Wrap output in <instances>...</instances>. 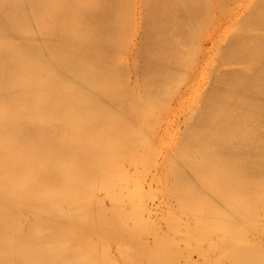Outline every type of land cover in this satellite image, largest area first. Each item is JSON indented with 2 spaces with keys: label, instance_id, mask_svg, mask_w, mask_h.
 I'll return each mask as SVG.
<instances>
[{
  "label": "bare ground",
  "instance_id": "6f19581e",
  "mask_svg": "<svg viewBox=\"0 0 264 264\" xmlns=\"http://www.w3.org/2000/svg\"><path fill=\"white\" fill-rule=\"evenodd\" d=\"M247 1L249 0L240 1V6L244 7ZM257 1V5L256 2L255 5H253L254 2L250 5L255 6L251 9L255 8L253 18L248 15L250 17L248 19L242 15L238 19L232 7L230 8L233 10H229V15L225 17H222L226 14L225 11L224 14L221 11L222 16H215L212 13L213 7L218 6L217 11L224 10L222 7L232 3L231 1L229 4V0L227 2L220 0L222 5L218 4V0H0V264H118L108 253L109 240L123 238L129 221L134 222L137 227L146 226L145 215H143L145 206L142 200V196H145L147 192L146 189L142 196L137 194L140 191L133 192L131 197L128 196V203L133 206V212L128 217L122 214L125 210L122 197L125 196L126 188L129 189L127 170H124L127 168H123L122 158L128 161L129 156L125 155L132 156L134 152L131 153V148L138 143L142 144L141 141L137 142L142 135L140 136L138 129H133V126L137 125L142 134L151 129L148 134H154L150 138L156 135L155 131L160 128L153 129V127L158 125L160 127L163 121H167L163 120L164 117L172 113L171 110L161 122L160 115L162 117L168 107L170 108L169 104L173 96L176 98L174 94L177 88L185 84L187 92L193 89V79L197 75L198 66L209 49L214 47L213 38L224 25L226 27L230 23L241 25V20L245 17L244 20L246 18L248 20V22L245 21L247 29L243 20L244 25L242 27L239 25L240 28L237 26L241 29L240 32L250 29L251 24L254 27L258 25L260 30L264 31V0ZM225 9L227 12V8ZM248 9L250 11V8ZM235 16L238 19L236 21ZM249 21L250 25H248ZM235 32L234 30L232 35H228L233 37ZM229 36L225 41L229 39ZM249 38H251L250 45L248 35L244 38L242 36L234 38V43L239 46H237L239 53L235 58L237 62L235 59L232 60L231 55L230 57L238 66L230 68L232 63L228 69L223 68L225 70L221 74L218 73L219 77L220 75L226 78L233 77L227 80L230 84L232 80H235L236 84L242 85L237 89L231 86V89L228 87L229 82L225 81L227 84L222 85L226 86H222L219 79H213L212 76L218 77V74L216 75L213 70L209 71L210 63L208 72L212 71L210 73V76L213 74L212 80L218 81L220 83L218 85L222 88H218L214 93L210 91L211 94L210 92L209 94L212 97L208 94L209 98L205 95L207 92L205 93L204 87L201 90V96L204 95L206 101L204 103L203 97H200L201 101L199 99L198 103L200 102V105L201 102L202 105L204 103L205 107L203 105L204 108L201 110L196 109L195 114L189 109L194 116H189V111L185 115L188 118L184 117L181 120L183 124V120L188 119V129L190 127L192 131L197 129L199 133L197 130L191 133L190 130L187 148L186 142L185 144L182 142V146L183 144L185 146V149H182L183 155L180 151L181 145L172 150L173 156H176L175 149L181 153L182 156H179L182 157L181 161L178 156L175 157L176 159L178 157L180 162L176 159V161L172 160L173 156L170 154L173 153L169 150L171 153L167 156L161 153L164 157L162 161H168L172 168L171 163L178 162L177 167L172 163L176 168L175 171L170 167L171 171L169 165L164 162L168 165L164 167L169 168L171 174L174 171L173 176H168L177 177L175 185L173 184L175 188L164 189V191L175 190L171 194H176L179 198L173 196L175 198L173 199L171 194L170 197L177 200V203L180 200L179 204L183 205V201L187 203L183 205L188 206L187 211L181 210L182 205L178 207L176 205V208L174 206L173 208L177 210L180 208L179 213L186 214V218L191 216L190 223L191 218L196 222V230H194L196 233L192 236L198 238L197 251L202 247L199 244L209 241L208 246L214 243L213 248L216 246L218 253L223 251L222 255L225 254L222 260L216 253L220 259L215 256L210 262V258L206 256L205 259V255L200 252L206 264H264V240H262L264 230L259 231L262 227L264 228V225L262 224L261 227V221H258L259 216H262L260 212L262 208L259 207L260 211H258V214L259 212L261 214H256L259 209L258 204L264 205V33L256 32ZM231 40L229 39L233 43ZM207 43L209 47L205 45ZM221 44L219 47L229 46V42ZM228 46L221 47L217 53L214 51L216 54L218 52L225 54L223 51ZM235 49L231 53L235 54ZM193 50L194 56H191ZM190 57H193V60L189 59ZM215 57L222 60L221 55ZM207 61L209 62V59ZM182 63V69L185 68V70L187 65L191 64L190 70L180 72L182 77H185L179 78V73L178 76H174L181 85L176 83L175 93H173L174 90H170L171 94H167L169 83L168 88L165 86L166 92H161L163 86L171 79L172 72L174 73V70ZM217 64H220L219 60ZM241 65L244 66L239 67ZM216 67L213 69L218 71L219 68ZM240 78L243 82L237 83L241 80ZM248 79L251 81L247 84L245 81H249ZM173 80L170 81V85L175 84ZM146 84L149 89L145 90L148 91L149 96L145 95L152 98H148L143 94L145 92L140 93L138 90ZM214 84L217 85V82ZM142 90L144 91V88ZM160 92L166 94V97L162 95L161 99L158 98L155 101L153 97L158 96L156 94ZM142 94L144 98H148L147 102V99L143 98L146 105L140 98ZM177 98L180 101L182 94ZM162 99L167 101L168 106L166 105L165 110L166 102L159 103L161 107L159 109L162 112L159 109L157 111L156 108L157 115L159 114V117H156L155 112H152L155 109L152 107ZM194 101L197 100L194 99ZM186 102L190 101L186 100ZM161 104H164V107ZM186 104L185 106H192L188 105L189 103ZM142 105L145 108L143 113L140 111L143 109H140ZM193 106L200 107L194 104ZM142 114L154 115L156 120L153 116L152 121L155 120L157 121L155 123L160 122V124L154 123L156 126H149L152 124L151 116L149 120L147 117V120H144L145 116ZM142 120L149 122L148 128H143L147 125L144 122H141L140 126L137 124ZM177 120H179L178 117ZM177 120L175 127L179 124ZM183 131L181 130L182 133ZM170 133L168 138L170 136L176 138ZM182 133L177 135L183 138ZM155 137L154 140H156ZM148 141L153 145L154 141L151 142L149 139ZM159 147L156 148L160 153ZM156 148L153 155L158 153ZM155 162L154 166L153 164L151 166L152 169L157 166ZM159 163L162 166L160 169L164 170L163 162ZM131 166L133 167L134 164ZM160 169L158 168L159 172H161ZM169 171L166 170L167 173L163 171L165 175L161 172L160 175L164 176L162 181H165V176L170 174ZM131 172L132 170L128 171L130 174ZM135 174L138 176L137 173ZM157 175L160 178L159 173ZM156 179L160 180L155 177V181ZM169 179H166V183L167 181L171 183L172 179ZM146 181L145 186H147ZM158 183H162L161 180ZM164 186L169 187L166 184ZM160 187L157 189L159 190ZM162 190L163 188L159 191ZM164 193V195L162 192L160 194L167 201L169 196H165L168 192ZM160 194L158 198L162 196ZM101 197L110 200L113 206L111 211H101L102 203H104ZM163 199L160 201H165ZM259 200L262 202L260 203ZM166 201L164 203H167ZM128 203L126 207L130 206ZM165 207L160 210V213H164L161 211H165ZM169 209L166 208V213L163 214H166L164 221L161 220L167 227L173 224L172 220L167 222L172 215L182 217L178 213V215L175 213L170 216L173 211L171 209V212H168ZM174 212L177 211L174 210ZM253 215H256L255 219ZM180 218L174 223L179 220L183 223L184 219ZM260 218L263 220L264 217ZM251 219L257 220L260 225ZM154 221L158 220L154 219ZM187 223L188 221L185 220L183 227L188 228L190 223ZM159 226L161 227L159 223H155L154 226H150L152 229L150 227L148 229L152 230L150 234L154 233L152 235L154 237L151 236L154 240L163 237L162 233L160 236L157 235L158 230L153 232V227L159 229ZM182 229L179 230L180 233L186 234L187 229L185 233ZM166 231L168 230L163 231L165 237L167 236L165 233L169 234V231ZM179 231L177 237L180 235ZM252 231L262 237L257 238L259 242L255 239V244L249 238L250 234L252 236ZM188 234L181 237H189ZM211 235H215V239L220 236L221 241L217 239L221 242L220 245L218 242L219 246L217 242H214L215 239H212L210 244L213 238ZM139 236L142 239L141 234ZM155 236L158 238L156 239ZM172 237L173 235L168 238ZM164 239V241L162 239L160 242L156 241L160 244L153 246L154 252L152 246H149L152 250H149L151 255H144L145 253L141 255L139 251H136L139 249V244H145V242L139 243L138 240H129L120 248H117L118 245L115 246L121 252L119 256L123 259V264H181L182 259L178 252H176L177 256L174 253L176 251L174 244H179V240H175L174 243ZM97 240L101 246L95 243H99ZM156 242L154 241L153 244ZM257 242L262 243L258 245ZM117 250V254H120ZM210 251L213 252V250ZM181 253L183 255V252ZM215 258L219 262H216Z\"/></svg>",
  "mask_w": 264,
  "mask_h": 264
},
{
  "label": "rangeland",
  "instance_id": "374dc122",
  "mask_svg": "<svg viewBox=\"0 0 264 264\" xmlns=\"http://www.w3.org/2000/svg\"><path fill=\"white\" fill-rule=\"evenodd\" d=\"M219 1H220V0H218V2H219ZM221 1H222V0H221ZM224 1H225V0H224ZM231 1H232V3H231ZM231 1L229 0V2H228L229 4L231 3L230 5H227V7H222V8H224V10L221 9V10L217 11L218 6H217V7H213V6H211V7H213V8H211V9H213V10H212L213 15H215V16H216V15H218V16H222V15L224 14V11H225L226 14L222 16V17H225L227 14L229 15V12H230L229 10H233V9H234V13H235V15L238 16V17H237L238 19L241 18L242 15L245 16V17H247L248 19H249L251 16H252L251 18H253L254 14H255V11H254L255 8H254V10H251V9H252V6L255 5V2H256V5L258 4V3H257V2H258L257 0H256V1H253L254 3H253L251 0L247 1V2L244 4V7L240 6V4H241L240 1L243 2V1H245V0H231ZM226 2H227V0H226ZM226 2H224V3H225V4H228V3H226ZM252 3H253V5L250 6ZM218 4L222 5L220 2H219ZM223 5H224V4H223ZM231 5H232V6H231ZM224 6H226V5H224ZM219 7H221V6H219ZM230 7H232L233 9L230 8ZM253 7H255V6H253ZM225 8H227V12L229 11L228 13L226 12V9H225ZM248 8H250V11H248V10H249ZM219 9H220V8H219ZM221 11L223 12V14L221 13ZM252 11H253V14H252ZM218 12H219V14H218ZM247 12H249V13L247 14ZM210 13H211V12H210ZM216 13H217V14H216ZM245 13H246L247 15H245ZM250 13H251L252 15H251ZM221 14H222V15H221ZM248 15H249L250 17H248ZM245 17H244V19H245ZM234 18H235V21L238 20V19L236 18V16H235ZM247 18H246V20H247ZM242 19H243V18H242ZM244 19H243V20H244ZM240 20H241V19H240ZM243 20H241V22H242L243 24L239 21V22L241 23V25H240V24L236 25L235 23H234V25H233V23H232V24L230 23L231 26L233 25L232 27L230 26V29L228 28L230 24H229L227 27L224 25L223 28H221V29L216 33L217 35L214 36V38H213L214 41H212V42H214V47H213L212 49H211V48L209 49V52H208V53L206 54V56L204 57V60L202 59V61L200 62L199 66H198V72H197V75H196V77H194L195 80L193 79V83H194V87H193V89H190V90H188V92H187V89H185V88H186L185 84H184V85H183V84L181 85V84L178 82L179 80L176 81L177 78H175L176 76H178V73H179V78H181V77H182V75H181L182 73L187 72L188 70H190V69H189V67H190L189 65H190L192 62L189 63V65H187V70H185V68L182 69V67H183V63H182V64L179 65L180 69H179V67L176 69V70H178V71L174 70V73L172 72V75H173V74H174V75H173V76L171 75V79L168 81V83H166V84L163 86L164 89L162 88L160 91L165 93L166 90H167V88H168V84H169V83L171 84L172 80L175 79V80H173V82H175V84H172V85L169 84V89L167 90V91H169V92H168L167 94L170 93V90H174L173 93H175V88H177L176 83H177V84L179 83V84L181 85V88H177V91H176V93H175L174 95H175L176 98H177V97H179V96L182 94V99L179 101V98H177L178 100H176V98L173 96L171 102L169 101V102H170L169 106H170V108H171V109H170V108L168 107L169 110L167 109V106H168V105H167V101H166V100H165V101L163 100V99H166V98H164V97H163L162 100L158 101V103L156 102V103H157V104H156L157 106L155 105V106H154L155 108L152 107V109H155V111L153 110L152 112H155L154 115L157 117L159 114L157 115L156 108H157V111L161 110V109H159V108H161V107H159V103H162V102L165 103V102H166L165 105L163 104L165 107H164L162 104H161V105L165 108V110L167 109L166 111H167L168 113L166 112V113L162 114V117H161V115H160V118H161L160 120H161V122H162V118H163L165 115L167 116V114H169L170 111L172 110V111H171L172 113L168 115L169 117L167 116V117H164V119H163V120L166 119L167 121H163V123H161V124H160V122H158V124H160V127H158L159 125H158L157 123H155V122H157V121H155V120H156V117H155L154 115H153V116L155 117V118H154L155 120H154V122H153V121H152V120H153V116H151L152 114H150V116H151L152 119L149 118V117H150L149 115L146 116V114H142L143 116H145V117H144V120H147V119L149 118V119L152 121V124H149V126H150V125H152V126H156L155 124H157L158 126L153 127V129H154V128H156V129L160 128L159 130L155 131L156 135H154V137L156 136V137H155L156 140L153 139L154 137H151V138H150V136H151V135L153 136L154 133L151 134V135H150V133L148 134V132H151V131H149V130H151V129H149L148 132L146 131V132H144V134H142V133H140V132H142V131H140L139 128L136 127L137 125H136V126H135V125L133 126V127H134L133 129H135V130L138 129L137 131L139 132V135H140V134L142 135V137L139 138V141L137 140V142H140V141H141L142 144L138 143V144L136 145L137 147L135 146L136 148H135V147H132V148H131V153L134 152V153H133L134 156H133V155L131 156L130 154H129V155H125L126 157L129 156L128 161H126L127 159L122 158V159L124 160V162H123L124 164H125V161L127 162L125 165H124V164H122V165H123V168H124V167L127 168V169H124V170H125V171L127 170L126 175H127V179H128V181H129V184H128V185H129V189L126 188V191H125L126 193L124 194V195H125L124 198L121 196L122 199H124V202H125V203H124L125 205L123 204V205H124L123 208H124L125 210L122 211V212H123L122 214H123L124 216L128 217V216H130V215L132 214V212H133V211H132V210H133V206H132L130 203H128V201H129V197H128V196L131 197V196L133 195L132 193L135 192V191H137V192L140 191V192H139L140 194H139V193H137V194L142 196V195H143V191H145L144 189H146L147 192H145V196H144V195L142 196V200H144L143 202H144V206H145V212H144L143 215H145V216H144V221H145L144 223L146 224V226H145V227H137V225H135L134 222L129 221L128 229H127V231H126V234L123 236V238H120V239L115 238V239H110V240H109L108 253H109L110 256L112 255L111 257H112V258L114 259V261H116L118 264H121V263L123 264V259L120 258L119 255H121V252H120L119 250H117V248H120V246L123 245L125 242H127V241H129V240H132V241H133V240H138L139 243H141V242H145V244H144V243H143V244H142V243H141V244L138 243V244H139V245H138V246H139V249H137V247H136V249H137L136 251H139L141 255H143V253H145L144 255H146V254H150V255H151V253L149 252V250H151V249L149 248V246H150V247L152 246V250H153V248H154L155 246H157L158 244H160L159 242L161 241V239H162V241L165 240L164 238L167 239L166 241H170V242H172V241L174 242V241L177 240V239L179 240V241H178L179 244H177V243H175V242H174L175 244H174V243H173V244H174V246H175V248H176V251H175L174 253L176 254V252H178V255H179L180 258L182 259V260H181V264H196V263H197V264H206V260H205V259H206V256H208L207 258H210V262H212L211 259H212V257H215V256H216V253H217L218 255H220L221 258H222V257L224 258L225 254L222 255L223 251H222V252L220 251L221 253H220V252L218 253V251H217L218 249L216 248V246H214V248H213V245H215V244L212 243V239H215V235H211V236L213 237V238H211V241H210V244H211V243L213 244L212 246H211V245L208 246L209 243H207V242H209V241H206V242H204V244L206 243L205 246L207 245V246H206L207 248H206V249L204 248V247H205L204 244H199L200 246H202V247L204 246V247H203V248H202V247L199 248V251H197V245H198L197 240H198V238H196V236H192V235H195V233H196V232H194V230H196V229H195V228H196V227H195V223H196V222L194 221V219L192 220V218H191V223H190V217H191V216H188V217L186 218V217H185L186 214H184L183 212L179 213V211H180L179 209H180V208L178 209L179 211H178L177 209H175L176 207L182 205V203L179 204L180 200H179L178 203H177V200H173V199H175L176 197H177V199L179 198L178 196H176V194H175V195H172V194H171V192L174 193L175 190H173L174 192H173V191L170 192V191H168V190H165V191H164V189L175 188V187H174V185H175L174 182L177 180V177L174 176V177L171 178V177L168 176V175H172V176H173L174 171H175V169H176V168H174V164H176L175 166L177 167V166H178V165H177L178 162L181 161L182 157H179V156H182V155H183V151H182V149L184 150V149H185V146L188 144V143H187V142H188V135H190V130L192 129L191 127L188 129V126H189V125H187V124H189V122L187 123V121H189L188 119H185L186 121L183 120V124H182V121H181V120H182L184 117H187V116H185V115H186V113L189 112L190 110H192L193 114H195L196 111H197L196 109L201 110L202 108L205 107V104H204L205 102H204V101H206V100H205L206 97L204 98V95L201 96V93H202L201 90H203L204 87H205V89H206V90H205V93H206V92H207V93H206V94L203 93V94H205L207 97H209V96L212 97V95H210L211 92L214 93L218 88H222L221 86L218 85V84H220L219 82H222L221 85H222V84H227L228 82H229V84H230V81L227 82V80H229L230 78H233V77L228 76V77L226 78L225 76L222 77V75H220V77H219V74H221L225 69H228L229 66H230V65L236 60V59H235V58H236V55L238 56L237 53H239V49H238L239 46L237 45V46H238V47H237L236 44L234 43V41H235L234 38H236V37H241V36L244 38L245 36L248 35V42H249V45H250V42H251L250 40H251V38H249V36L254 35L256 32H257V34H259V33H264L263 29L260 30V28H259L258 25H255V27H254V25H252L250 21H249L250 23L248 24V25L251 24V25L249 26L250 29H248L249 31H248V30H245V29H247V23L245 22L246 20H244V22L246 23V27H245V29L243 28V29H244V30H242L243 33L240 32L239 30H241V29H239V28L242 27V25H244ZM235 21H233V22H235ZM239 22H238V23H239ZM247 22H248V20H247ZM239 25H240V27H239ZM237 26H238L239 28H238ZM256 26H257V29H259V30L256 29ZM236 27H237V28H236ZM243 27H244V26H243ZM252 27H253V28H252ZM222 29H223V30H222ZM226 29H227L228 31H227ZM225 30H226V31H225ZM234 30L236 31L235 33H233L234 36H233V37L229 36L230 34L232 35V32H233ZM237 30L240 32V33H238V35L236 34V33L238 32ZM253 30H254V31H253ZM245 31H246V32H245ZM258 31H259V32H258ZM260 31H261V32H260ZM254 32H255V33H254ZM222 33H223V34L225 33V34L223 35ZM249 33H250L251 35H250ZM252 33H253V34H252ZM228 34H229V35H228ZM235 34H236L237 36H236ZM239 34H240L241 36H239ZM115 35H117V34H115ZM115 35H114V38L117 40V38L115 37ZM219 35H220V36H219ZM221 35H222V37H221ZM227 36H229V39H230V40L233 38V40H231V41H232L235 45H234L233 43H231V42L229 41L228 38H227L228 40L225 41V39H226ZM215 37H216V38H215ZM221 39H222V40H221ZM220 42H221L222 44H221ZM228 42H229V46H228V45H225V46H228L229 49H228L227 47H226L227 50L224 49L223 53L225 52V54H220V52H218V54H216V53H217V50L220 51V48H221V47L225 48V46H220V47H219V44L223 45V44H226V43H228ZM248 42H246V43H248ZM205 43H206V42H205ZM208 43H210V42L208 41ZM208 43L205 44L207 47H209V46H208V45H209ZM217 43H218V45H217ZM230 43H231L232 45H231ZM215 45H216L218 48H217ZM232 46H233L234 48H233ZM230 47H231V48H230ZM214 48H215V49H214ZM223 48H222V50H223ZM232 48H233V49H232ZM235 48H236V49H235ZM185 49H186V47H185ZM231 49H232V50H231ZM234 49L236 50V51H234L235 54H234V53H231V52H233ZM214 50L216 51V53H215ZM222 50H221V52H222ZM228 50H229V51H228ZM230 50H231V51H230ZM226 51H227V53H226ZM237 51H238V52H237ZM193 52H194V50L191 51V54H190L191 56H194V55H193ZM229 52H230L231 54H229ZM195 54H196V53H195ZM227 54H229V56H226ZM217 55H221L220 58H222V60H221V59H217V57H215V56H217ZM230 55L232 56V60L235 59L234 61L231 60ZM234 55H235V56H234ZM222 56H223V57H222ZM214 57H215L216 59H215ZM227 57H229L230 60H229V58H227ZM192 58H193V57H192ZM192 58L190 57L189 59H192ZM218 58H219V57H218ZM224 58H225V59H224ZM226 58H227V63H225V62H226ZM208 59H209V62L207 61ZM255 59H256V58H255ZM192 60H193V59H192ZM192 60H191V61H192ZM215 60H217V61L219 60V63H220V64H217V61H215ZM250 60H252V59H250ZM253 60H254V57H253ZM253 60L251 61L252 63H253ZM183 61H185V60H183ZM222 61H223V62L225 61V62L222 63ZM255 61H256V60H254V62H255ZM206 62H208V63H206ZM230 62H231V63H230ZM236 62H237V60H236ZM236 62H235V63H236ZM251 62L249 61V63H251ZM141 63H142V61H141ZM180 63H181V60H180ZM202 63H204V64H202ZM210 63H211V64H210ZM214 63H215L216 66H217V65H220V66H219V67H216L215 65H213ZM228 63H230V64L228 65ZM184 64H185V63H184ZM209 64L211 65V67H210ZM221 64H223L224 66H222ZM225 64H227V65H225ZM253 64H254V63H253ZM212 65L215 66L216 68H219V70L216 71L215 69H213V68H215V67H213ZM233 65H234V66H233ZM221 66H222V69L225 68V69H223L222 71L220 70V67H221ZM237 66H238L237 64H234V63H233V64L230 66V68H231V67L236 68ZM242 66H244V65H241V66H239V67H242ZM185 67H186V66H185ZM208 67H210V68H212V69H210V68H208ZM207 68L209 69V71H210V70H213L214 72H216V75L219 73V74L217 75L218 77H214V75L211 74V76L213 75V76H212L213 79H215V78H216L215 80L219 79V82L216 81V82H217V85L214 84V83H216V82L213 81V80H212V77L210 76V73H211L212 71H211V72H208V69H207ZM183 70H184V71H183ZM175 71H176V72H175ZM181 71H182V73H180ZM219 71H220V72H219ZM205 72H206V73H205ZM175 73H176V74H175ZM203 73H204V74H203ZM208 73H209V74H208ZM214 74H215V73H214ZM180 75H181V76H180ZM208 75H209V76H208ZM174 76H175V77H174ZM199 76H200L201 78H199ZM236 76H237V75H236ZM236 76H235V77H236ZM183 77H185V76H183ZM183 77H182V78H183ZM224 77H225L226 79H225ZM204 78H205V79H204ZM220 78H221V81H220ZM228 78H229V79H228ZM198 79H199V80H198ZM210 79H211V81H210ZM222 79H223V80H222ZM238 79H239V78H238ZM238 79H236V80H238ZM240 79H241V78H240ZM197 80H198V82H201V83H198ZM248 80H249V81H245V82L247 83V82H250V81H251L250 79H248ZM170 81H171V82H170ZM181 81H182V79H181ZM181 81H180V82H181ZM194 81H195L196 83H195ZM212 81H213V82H212ZM225 81H226L227 83H226ZM233 81H234L235 84L233 83ZM210 82H211V83H210ZM239 82L241 83V82H243V80H242V79H241V80H238L237 83H239ZM231 83H232V84L228 85V87H231V86L234 87V88L236 87L235 89H237L238 86H241V85H242V84H236L235 80H232ZM179 84H178V85H179ZM197 84H198L199 87L197 86ZM207 84H208V85H207ZM210 84H212V85H210ZM247 84H248V83H247ZM180 85H179V86H180ZM201 85H202V86H201ZM235 85H237V86H235ZM141 86H142V85H141ZM165 86H167L166 89H165ZM170 86H171V87H170ZM175 86H176V87H175ZM179 86H178V87H179ZM195 86H196L197 88H196ZM216 86H219V87H216ZM222 86H224V85H222ZM225 86H226V85H225ZM225 86H224V87H225ZM207 87H208V88L211 87V89L209 88L210 90L208 91V90H207V89H208ZM232 87H231V89H232ZM143 88H144V91L142 90ZM147 88L149 89L148 85L146 84V85H144V86L142 87L141 90H140V87H139L138 90H139L140 93L145 92V93H143V94L145 95V94H148V91H147L148 89H147ZM172 88H173V89H172ZM195 88H196V89H195ZM212 88L214 89L213 91H212ZM234 88H233V89H234ZM145 89H147V90H145ZM191 90H192V91H191ZM210 91H211V92H210ZM161 92L158 93V94H156V95H158L159 97H158V96H156V97L154 96V97H153V99H155V101H156V99L158 100V98L161 99V98H162V95H163V96L165 95V97H166V94H163V93H161ZM171 92H172V91H171ZM203 92H204V91H203ZM209 92H210V94H209ZM140 93H139V94H140ZM196 93H197V94H196ZM143 94H142L141 97H140L141 94L139 95V97L142 98V99L144 98ZM159 94H160L161 96H160ZM170 94H171V93H170ZM195 94H196V95H195ZM198 94H199V95H198ZM208 94H209V96H208ZM189 95H190V96H189ZM193 95H194V96H193ZM145 96H147V95H145ZM148 96H149V94H148ZM148 96H147V97H148ZM167 96H168V95H167ZM191 96H193L194 98L191 97ZM198 96H199V97H198ZM147 97H145L147 100L144 98V99L146 100V102L148 101V98H150L151 96L148 97V98H147ZM160 97H161V98H160ZM170 97H171V96H170ZM200 97H203V98H202V101L204 102V103H203L204 107H203V105H202V102H201V105H200V102L198 103V100L200 99ZM210 97H209V98H210ZM151 98H152V97H151ZM167 98H168V100H170L169 96H168ZM183 98H184V99H183ZM185 98H186V99H185ZM188 98H189V99H188ZM209 98H207V99H209ZM144 99H143V101H144V103H145V105H146V102H145ZM173 99H174V100H173ZM194 99L197 100V101H194ZM175 100H176V101H175ZM184 100H185V101H184ZM186 100H188V101H190V102H186ZM192 100H193V101H192ZM143 101H142V102H143ZM199 101H201V99H200ZM178 102H179V104H177ZM182 102H183L184 104H182ZM191 102H192V103H191ZM173 103H174L175 105H174ZM186 103H187V104L189 103L188 105L191 104L192 106H193V104L196 105V106L198 105V107L200 106V107H199L200 109H199V108H196V107L194 108V106H193V107H192V106H185ZM187 104H186V105H187ZM143 105H144V104H143ZM143 105H142L141 108H140V107H139V108L142 109V108H143ZM166 105H167V106H166ZM173 105H174V106H173ZM176 105H178V106H176ZM182 105H183V106H182ZM147 106H148V105H147ZM147 106H146V108H147ZM171 106H172V107H171ZM148 107H149V106H148ZM163 107H162V108H163ZM176 107H177V108H176ZM180 107H181V108H180ZM186 107H187V108H186ZM190 107H191V108H190ZM139 108H138V110H139ZM164 108H163V111H164ZM192 108H194V109H192ZM150 109H151V108H150ZM150 109H149V111H150ZM158 109H159V110H158ZM184 109H185V111H184ZM186 109H187V111H186ZM189 109H190V110H189ZM144 110H145V108H143V109L140 110V111H142V113H143ZM176 110H177V111H176ZM178 110H179V111H178ZM182 110H183V111H182ZM147 111H148V110H147ZM147 111H145V112L147 113ZM149 111H148V112H149ZM138 112H139V111H138ZM161 112H162V110H161ZM164 112H165V111H164ZM174 112H175V113H174ZM176 112H177V114H176ZM183 112H185L184 115H183ZM194 112H195V113H194ZM158 113H159V112H158ZM180 113H182V115H181ZM197 113H198V112H197ZM139 114H140V113H139ZM148 114H149V113H148ZM174 114H176V115H174ZM189 114H190V115H189ZM189 114H187V115H189V116L192 115L191 111L189 112ZM170 115H172V116H170ZM179 115H180V116H179ZM182 116H183V117H182ZM193 116H194V115H192L191 117H193ZM197 116H198V114H197ZM146 117H147V119H146ZM158 117H159V116H158ZM170 117H172V118H170ZM177 117H178L179 120H177ZM187 118H188V117H187ZM195 118H196V116H195ZM149 119H148V120H149ZM157 119H159V118H157ZM175 119H176V120L178 121V123H179V124H178V127H175V126H177L176 123H175V122H176ZM173 120H175V121H173ZM141 122H142V123L144 122L145 124H147L146 126H143V128H145V127L148 128V127H147V126H148V123H149L148 121H143V120H142V121H139V123H137V124H139V126H140V123H141ZM172 122H173V123H172ZM180 122H181V124H180ZM184 122L186 123L185 125H184ZM142 123H141V124H142ZM150 123H151V122H150ZM154 123H155V124H154ZM164 123H165V124H164ZM166 123H167V125H169V127L166 125ZM168 123H170V124H168ZM171 124H172L173 127L171 126ZM186 125H187V126H186ZM162 126H163V127H162ZM183 126L186 127V128H184ZM141 128H142V125H141ZM141 128H140V129H141ZM149 128H150V127H149ZM151 128H152V127H151ZM167 128H168V130H167ZM169 128H170V129H169ZM181 128H183V129H181ZM153 129H152V130H153ZM156 129H155V130H156ZM173 129H174V130H173ZM175 129H176V130H175ZM180 129H181V130H184V131H186V129H187L188 131H186V133L183 131V133H185V134H183V133L181 132ZM141 130H142V129H141ZM146 130H147V129H146ZM177 130L179 131V133H177V132H178ZM192 130H193V129H192ZM192 130H191V133H192V132L195 133V131H196L197 129H194V131H192ZM143 131H144V129H143ZM168 131L173 132V133H170V132H168ZM153 132H154V131H153ZM157 132H158V134H157ZM160 132H161V134H160ZM175 132H176V133H175ZM187 132H189V133H187ZM197 132L199 133L198 130H197ZM197 132H196V133H197ZM145 133H146V134H145ZM168 133H170L171 135L176 136V138L173 137V136L171 137L170 134H169L170 137L168 138ZM181 133H182V136L184 135V137L186 136V138H184V137L182 138L181 136H178V135H180ZM147 134H148V135H147ZM177 134H178V135H177ZM141 135H140V136H141ZM145 135H146L147 137H145ZM157 135H158V136H157ZM160 135H161V136H160ZM162 136H163V137H162ZM165 136H166V138H165ZM148 137H149V138H148ZM178 137H181L182 139H181V138H178ZM146 138H147V139H146ZM158 138H160V139H159V140H160V143H158V142H159ZM162 138H164V140H163ZM171 138H172V139H171ZM142 139H143V140H142ZM148 139H149L151 142L154 141V142H153V145L148 141ZM151 139H152V140H151ZM165 139H166V140H165ZM175 139H176V140H175ZM145 140H147V141H145ZM170 140H171V141H170ZM178 140H179V141H178ZM182 140H183V141H182ZM185 140H186V141H185ZM163 141H165V142H163ZM173 141H174V142H173ZM177 142H179V143L177 144ZM182 142H184V144H185V142H186L185 146H184V144H183V146H182ZM172 143H173V144H172ZM174 143H175V144H174ZM150 144H151V146H150ZM161 144H162L163 146H162ZM145 145H146V146H145ZM154 145H155V146H154ZM174 145H176V146H174ZM180 145L182 146V148L180 147ZM153 146H154V147H153ZM158 146H160V147H159V149H160V153L158 152V149L156 148V147H158ZM169 146H172V147L170 148ZM173 146H174V147H173ZM177 146L180 147V151H182V152H181L182 155H181V153L178 151V149H175V150H177L178 152H177V151H174V152H176L175 155L179 157V160H180V161L178 160V157H177V159H176V158H175L176 156H173L174 153H173L172 150H174V148H177ZM134 148H135V149H134ZM145 148H146V149H145ZM155 148L157 149L156 152H158L159 154L156 153V155H155V154L153 155V153H155V152H153ZM186 148H187V146H186ZM139 149H140V150H139ZM161 149H162V150H161ZM166 149H167V150H166ZM170 149H171V150H170ZM132 150H133V151H132ZM168 150L171 151L173 154H170L171 152L169 153ZM162 151H163V152H162ZM165 151H166V152H165ZM161 153L164 154V155L166 154L165 156H167V154H170L171 156H173V157H172V160H175V159L178 160V162H175V163H174V161H173L172 163H174V164L171 163V165H173V168H174V169L168 164V161H166V162H165V160L162 161L164 157L162 156ZM177 153H178V154H177ZM158 155H159V156H158ZM170 155H169V158L171 159ZM125 156H124V157H125ZM130 156L133 158V160H132V158H131ZM153 156H154V158H153ZM157 156H158V157H157ZM156 157H157V159H156ZM162 157H163V158H162ZM152 158H153V159H152ZM169 158H167V160H169ZM173 158H174V159H173ZM122 159H121V161H123ZM129 159H130V160H129ZM154 159L157 160V161L155 162ZM131 160H132V161H131ZM134 160H135V161H134ZM151 160H153V161L155 162V165H157V166H156L155 168H153V169H152L151 166H152V164H153V166H154V162H152ZM159 160H160V161H159ZM176 160H175V161H176ZM149 161H150L151 163H149ZM169 161H171V160H169ZM139 162H140V163H139ZM159 162H161V163L163 162V163H162V164H163V169L169 165L168 167H169V168L171 167L172 170H174V171H173V174H171V173H172V172H171V171H172L171 168H170L171 171L168 170L169 168H168V169L165 168L164 170L160 169V168H162V166H161V164H160ZM164 162L167 163L168 165L165 164ZM131 163L134 164L133 167L131 166V165H133V164H131ZM159 164H160V166H159ZM127 165H128V166H127ZM138 165H140V167H138ZM164 165H166V166L164 167ZM131 168H132V169H131ZM133 168H134V169H133ZM136 168H140V169L138 170V169H136ZM156 168H157V169H156ZM158 168L160 169V171H161L162 174H164V175H165V173H163V171L166 172V170H167V172H168V171H169V173L171 172L170 174H167L166 176H168V177L165 176V178H166L167 180L169 179V177H170V179H172V180L174 179V181H172V180L169 179V180L171 181L172 185H170L171 183H170L169 181H167V183H166V179H165V181H162V180L164 179V178H163L164 176H163V175H162V176L160 175L161 172H159ZM129 169H130V170H129ZM154 169H155V170H154ZM131 170H132L131 174L128 173V171H131ZM156 170H158V171H156ZM151 172H152V174H150ZM153 172H154V173H153ZM157 172L159 173L160 178H159V176L157 175V174H158ZM167 172H166V173H167ZM135 173H137L138 176H136ZM141 173H143V175H142ZM156 173H157V174H156ZM204 173H206V172H204ZM133 174H135V175H133ZM153 174H155V175H153ZM140 175H141L142 177H140ZM145 175H146V176H145ZM150 175H151V177H150ZM156 175H157L158 177H157ZM175 175H176V174H175ZM202 175L204 176V175H206V174H202ZM144 176H145L146 178H145ZM139 177H140V179H139ZM152 177L154 178V180H153ZM155 177L158 178V179H160L162 183H158L160 180L157 181V179H156V181H155ZM161 178H162V179H161ZM141 179H143V180H141ZM175 179H176V180H175ZM146 180H148V181H146ZM137 181H139V182H137ZM141 181H142V183H140ZM145 181L147 182V186H145V185H146ZM134 182H135V183H134ZM163 182H165L164 185L166 184L167 187H168L169 185H170V186H169L168 188H166V187L163 185ZM168 182H169L170 184H168ZM130 183H132V185H130ZM133 183H134L135 185H134ZM159 184H160V185H159ZM161 184H162V185H161ZM173 184H174V185H173ZM136 185H137V186H136ZM156 185H157V186H156ZM160 186H163V187H160ZM171 186H172V187H171ZM143 187H145V188H143ZM146 187H147V188H146ZM158 187H160L159 190H160L161 188H163V190H162V191H159V190L157 189ZM164 187H165V188H164ZM130 188H131V189H130ZM137 188H139V189H137ZM141 189H143V190L141 191ZM170 189H169V190H170ZM129 190H130V191H129ZM157 190H158L159 192H158ZM156 191H157V193H159V194L162 192L163 195L165 194L164 192L167 191V192H168V193H167L168 195H166L165 197L169 196V199H170V200H169L168 197H167V201H166V200H165L166 198H164V196H163L162 194H160V195H162V196H160V197L158 198L157 196H159V194L157 195ZM128 192H131V193H128ZM141 192H142V193H141ZM169 192H170V193H169ZM170 194H171L172 198H173V196H175V198L172 199V198L170 197ZM103 196H104V194L102 195V197H103ZM102 197H101V200L104 201V203H102L103 206H102V210H101V211H107V212L111 211V209H113V206H111V204H110L111 202H109L110 200H109V199H103L104 197H103V198H102ZM145 197H146V198H145ZM125 198H126V199H125ZM127 198H128V199H127ZM163 198H164V199H163ZM160 199H161V200H162V199L165 200L167 203H169V201H170V203H169L170 205H171L172 203H174V204L171 205L172 208L170 207L169 204H168V205H169V206H168L167 203H164L165 201H160ZM149 200H150V201H149ZM155 200H156V201H155ZM154 201H155V202H154ZM175 201H176V204H175ZM106 202H108L109 205H108V203H106ZM158 202H159V203H158ZM162 202H163V204L166 205V207H165V205H164V207H165V211H166V208H168V209L170 208L169 211L167 210L168 212H171V211H170L171 209H172L173 212H174V210L177 211V212H174V213L171 212L170 216H171L172 214H175V213H176V214H177V213H178V214H181V216H182L181 218H180V217H177V216H175V215H174L175 217L172 215V217H174V218H172V217L169 218V217L167 216V218H169V219H168V221H167V219H166V221L169 223V221L172 220L171 222H173V224H172V223H171V224H172L173 226L170 224V226L168 225V227H167L166 225L164 226V222H161V220H163V219H164V216L166 215V214L163 215L164 213H166L165 211H161V212H164L163 214L160 213V210L164 208V207L162 206V205H163ZM259 202L261 203L262 201L259 200ZM127 203L130 205V206H127V207H129V209L126 207ZM154 203H155V204H154ZM157 204H158V207H157ZM185 204H187V203H186L185 201H183V205H185ZM262 204H263V203H262ZM104 205H105V207H104ZM176 205H177V206H176ZM183 205L180 206V207H182L181 210H186V208H188V206L186 207V206H183ZM260 205H261V204H258V207H257V208L260 207V208L263 209V208H264V207H263L264 205H262V206H260ZM107 206H108V207H107ZM159 206H160V207H159ZM173 206H174V207L176 206V207L173 208ZM183 207H185V208H183ZM107 208H108V209H107ZM260 208L257 209V212L255 211L256 214H258V211H260ZM173 209H174V210H173ZM262 209H261V211H260L262 214H261L260 212H259V214H258V215H260V214L262 215V216H259V219H258L259 222L261 221V223H260L261 225L258 223L257 220H254V219L256 218V215H255V216L253 215V216H254V219H251V220H254L255 222L257 221L256 224L260 225L261 227L264 225V222H263V221H264V218H263V217H264V215H263V214H264V213H263L264 211H262ZM116 210H117V209H116ZM263 210H264V209H263ZM186 211H187V210H186ZM255 212H254V213H255ZM159 213H160V216L157 217V215H158ZM151 214H152V215H151ZM178 214H177V215H178ZM153 215H154V217H151V216H153ZM168 215H169V213H168ZM149 216H150V218H149ZM179 216H180V215H179ZM186 216H187V215H186ZM155 217H156V218H155ZM159 217H161L162 219H160ZM260 217H262L263 220H261ZM151 218H152V219H151ZM158 218L160 219V222H159V219H158ZM178 218H180V219H182V220L184 219V220H183L184 222L182 223V221L179 220L177 223H174V222H176L175 220H178ZM185 218H186V219H185ZM188 218H189V219H188ZM257 218H258V216H257ZM154 219H156V220H158V221L155 222ZM187 219H188V220H187ZM149 220H150V222L153 223V224H151V223L149 222ZM173 220H174V221H173ZM185 220L188 221V223H190V225L187 223L188 226H189L188 228H186V226L183 227V224L185 225ZM251 220H250V221H251ZM163 221H164V220H163ZM192 222H193V223H192ZM251 222H252V221H251ZM149 223H150V224H149ZM155 223H157V224L159 223V225H161V227H160V226H159V227L163 229V230L161 229V230H162V232H161L160 228L158 229V228L156 227V229H155V228L153 227V229H154L153 232H155V230H158V234H157V235L160 236L161 233H162L161 235H163L162 238H159V239H158V240H159L158 244H157V242H156V241H158V240H154V238L152 239V237H154V236H152V235H154V233L150 234V233L152 232V230H148V229H150V228L152 229V227H150V226H154ZM181 223H182V225H181ZM145 224H144V225H145ZM166 224H167V223H166ZM177 224H178V225H177ZM179 224H180V225H179ZM187 224H186V225H187ZM191 224H194V225H191ZM262 224H263V225H262ZM134 226H135V227H134ZM155 226H158V225H155ZM175 226H177V227H175ZM180 226H181L183 229L180 228ZM191 226H192V227H191ZM149 227H150V228H149ZM165 227H166V228H165ZM138 228H139V229H138ZM164 228H165V230L167 229V230L169 231V234H168V233H165V235H167L166 237L164 236V232H163V231H165ZM168 228H171V229H168ZM179 228L182 229V231H184V233H185V230L187 229L186 234L189 233V234H188L189 237H186V236H185L186 238H185V237H181V236L186 235V234H182V233H180L181 231H179V230H180ZM184 228H185V229H184ZM258 228H259V226H258ZM141 229H143L142 231L146 230L145 233H144V232L142 233ZM178 229H179V230H178ZM259 229H260V228H259ZM259 229H258V230H259ZM159 230H160V232H159ZM175 230H176V231H175ZM177 230L179 231V233H180L179 236H180L181 238H180L179 236H178V237L176 236V235L178 234V231H177ZM211 230L214 231V230H216V229H211ZM251 230H252V229H251ZM256 230H257V229H256ZM261 230H264V228L262 227L259 231H261ZM148 231H149V233H148ZM150 231H151V232H150ZM168 231H166V232H168ZM146 232H147V234H146ZM250 232H251V231H250ZM193 233H194V234H193ZM139 234H141L142 239L144 238L143 240L140 238ZM143 234H146V236H145V235L143 236ZM171 234L173 235V237H172L173 239L171 238L172 240L168 238V237L172 236ZM215 234H216V233H215ZM253 234H254V238H253ZM256 234H257V235H256ZM256 234L252 231V236H251V234L249 235L250 241H252V242L255 241V242H256L257 238H259V239L262 238V237H260V234H259V235H258V233H256ZM147 235H148L149 238L147 237ZM155 235H156V234H155ZM157 235H156V236H157ZM169 235H170V236H169ZM255 235H256V236H259V237H256ZM151 236H152V237H151ZM156 236H155V238L157 239L158 237H156ZM174 236H175V237H174ZM138 237H139L141 240L138 239ZM193 237H194V239H193ZM147 238H148V240H145V239H147ZM175 238H176V239H175ZM182 238H183V240H182ZM195 238H196V239H195ZM219 238H220V236H219L218 238L216 237V239L214 240L215 243L217 242V243H216L217 245H218L219 240L221 239V238H220V239H219ZM180 239H181V241H180ZM217 239H219V240L217 241ZM252 239H254V240H252ZM255 239H256V240H255ZM152 240H153V241H152ZM192 240H193V241L196 240V241L193 243ZM262 240H264V239H262ZM95 241H96V239H95ZM97 241H98V240H97ZM147 241H149V242H147ZM150 241H152V243H151ZM154 241L156 242V244H153ZM182 241H185L186 244H183V243H185V242L182 243ZM220 241H221V240H220ZM257 241H258V240H257ZM98 242H99V241H98ZM252 242H251V243H252ZM255 242H254V244H255ZM258 242H259V241H258ZM258 242H257V243H258ZM263 242H264V241H263ZM95 243H96V244H99V245L101 246L100 242H99V243L95 242ZM150 243H151V244H150ZM181 243H182V244H181ZM195 243H196V244H195ZM257 243H256V244H257ZM261 243H262V242H261ZM261 243H258V245L261 244ZM187 244H189V246H188ZM191 244H192L193 246H192ZM194 244H195V245H194ZM220 244H221V242H219V245H220ZM115 245H118V247L115 246ZM154 245H155V246H154ZM181 245H182V246H181ZM219 245H218V246H219ZM153 246H154V247H153ZM177 246H178V247H177ZM194 246H196V247L193 248V249H194V251H193V249H191V247H194ZM218 246H217V247H218ZM116 247H117V248H116ZM113 248H114V249H113ZM215 248H216V249H215ZM208 249H209V250H208ZM111 250H112V251H111ZM116 250L119 251L120 254H117ZM152 250H151V251H152ZM191 250H192L193 252H192ZM210 250H213V252L210 251ZM146 251H147V252H146ZM148 252H149V253H148ZM153 252H154V250H153ZM179 252H180V253H179ZM181 252H183V255H182ZM200 252H201L202 255H205V259H203V258L201 257ZM208 252H209L210 255L208 254ZM111 253H114V254H111ZM184 253H186V254H184ZM194 253H195L196 255H195ZM212 253H214L215 255L212 254ZM135 254H137V253H135ZM180 254H181V255H180ZM199 254H200V255H199ZM185 255H187V256H185ZM191 255H192V257H191ZM212 255H213V256H212ZM218 255H217V256H218ZM176 256H177V254H176ZM193 256H194V257H193ZM196 256H197V257H196ZM209 256H211V257H209ZM217 256H216V257H217ZM195 257H196V258H195ZM198 257H201V258L199 259ZM191 258H193V259H191ZM223 258H222V260H223ZM198 259H199V260H198ZM201 259H202V261H201ZM216 259H217V258H215V261H216ZM218 259H220L219 256H218ZM218 259H217L216 262H219ZM208 260H209V259H208ZM213 261H214V260H213ZM215 261H214V262H215ZM195 262H196V263H195ZM203 262H204V263H203Z\"/></svg>",
  "mask_w": 264,
  "mask_h": 264
}]
</instances>
